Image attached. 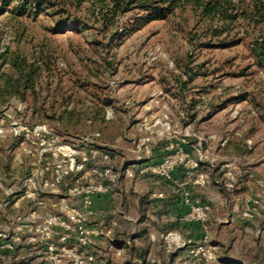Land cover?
I'll return each instance as SVG.
<instances>
[{
    "label": "rangeland",
    "instance_id": "rangeland-1",
    "mask_svg": "<svg viewBox=\"0 0 264 264\" xmlns=\"http://www.w3.org/2000/svg\"><path fill=\"white\" fill-rule=\"evenodd\" d=\"M53 1L0 12V264H264V0L108 28ZM109 164L114 212L94 202L82 234L74 186ZM182 169L180 206L154 211L148 176Z\"/></svg>",
    "mask_w": 264,
    "mask_h": 264
},
{
    "label": "trees",
    "instance_id": "trees-1",
    "mask_svg": "<svg viewBox=\"0 0 264 264\" xmlns=\"http://www.w3.org/2000/svg\"><path fill=\"white\" fill-rule=\"evenodd\" d=\"M99 5L98 18L104 25H112L117 17L131 10H140L145 13L148 20L162 18L173 12L182 5H192L201 9L205 15L214 16L220 12L228 13L229 8L225 4H230V0H92ZM80 3V2H79ZM9 5H14L16 10L24 13L30 11L36 14L38 11L56 7L53 0H0V12ZM74 24H79V18L74 15ZM79 26V25H78ZM264 54V52H263Z\"/></svg>",
    "mask_w": 264,
    "mask_h": 264
},
{
    "label": "crops",
    "instance_id": "crops-1",
    "mask_svg": "<svg viewBox=\"0 0 264 264\" xmlns=\"http://www.w3.org/2000/svg\"><path fill=\"white\" fill-rule=\"evenodd\" d=\"M147 175H138L137 179H143ZM148 180H151L152 185V194L151 196V205L153 206V210L157 211L159 213H171L174 214L176 209L180 206V196L182 190H184V180L186 178L185 171L182 169L181 171H177V174L174 175V177L178 180L177 183L175 181L163 182L164 186L160 184L159 180L160 178L157 175L148 176ZM154 179L155 181H152ZM182 181V185L179 183V181ZM176 185H178L176 188ZM160 193H163L164 196H159ZM126 196V193L124 194ZM140 196L139 193L135 194L134 197ZM111 195L107 194L102 197H96V209L99 215V209L103 207V209L107 213L114 212L112 208V201H111ZM136 204L140 208L141 206H144L143 202L139 201V199H136ZM99 205V206H98ZM141 205V206H140ZM164 218H166L164 216Z\"/></svg>",
    "mask_w": 264,
    "mask_h": 264
},
{
    "label": "built area",
    "instance_id": "built-area-1",
    "mask_svg": "<svg viewBox=\"0 0 264 264\" xmlns=\"http://www.w3.org/2000/svg\"><path fill=\"white\" fill-rule=\"evenodd\" d=\"M105 172H106V175H100L101 180L97 183L88 184L86 187H82L80 189L74 186V196H78V194H80V196L78 197H81L79 199L81 200V202H83L84 211H83V214H80L78 211L76 212V208H74L72 219L74 220V222L78 224L79 228L81 229L82 234H85V233L88 234L90 232H93V233L99 232L98 230L97 231L96 230H91V231L86 230L84 228V222H86L87 219L91 217L92 214L94 213L93 206L95 202V197L112 192L114 190L115 184L117 183L118 180H120L121 175H115L113 172L112 166L110 164L107 165ZM87 176L88 175H86V177ZM125 176L126 177L129 176L133 178L136 177V175H125ZM161 176L166 178L167 180L172 178V175H169V174L161 175ZM159 196L163 197L164 194L160 193ZM93 260H94V255H89L86 264H91Z\"/></svg>",
    "mask_w": 264,
    "mask_h": 264
}]
</instances>
